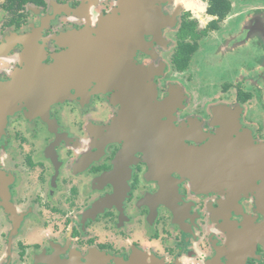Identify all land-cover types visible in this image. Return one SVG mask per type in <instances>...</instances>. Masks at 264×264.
Wrapping results in <instances>:
<instances>
[{
  "label": "flooded vegetation",
  "instance_id": "af4514ba",
  "mask_svg": "<svg viewBox=\"0 0 264 264\" xmlns=\"http://www.w3.org/2000/svg\"><path fill=\"white\" fill-rule=\"evenodd\" d=\"M138 1L0 0V264H264V0H141L140 14ZM130 36L167 149L122 124V90L83 62ZM198 51L192 74L220 89L178 80ZM59 64V91L26 92ZM221 139L229 152L211 146L198 181L197 156Z\"/></svg>",
  "mask_w": 264,
  "mask_h": 264
},
{
  "label": "water",
  "instance_id": "95a60500",
  "mask_svg": "<svg viewBox=\"0 0 264 264\" xmlns=\"http://www.w3.org/2000/svg\"><path fill=\"white\" fill-rule=\"evenodd\" d=\"M134 6L139 7V9L137 8V12L140 14V6H142V1L139 0L138 3H136ZM135 9L136 8H133L131 12H128L130 14H126L125 18L123 19V30H130L134 26L133 23H135L136 20L131 18V14L136 11ZM139 27H141V23ZM122 36L127 37L129 35ZM131 37L132 36L129 37V39L127 40V45L123 47L121 52L113 53L108 57H104L100 50H98L100 44H93L90 47V57L84 58L83 62L88 63L89 61V67H87V70L97 80H99L101 84L104 80V85H106L105 83H109L111 87L119 88L120 90H122V93L119 95L122 101L123 109L126 112L123 115L122 124L125 125L127 123V120L129 124L137 126V133L144 132V134L146 135L144 140H147L148 138L150 145L147 144V146L150 147L153 152H155V150L157 149V143L160 141H163L165 143V146L163 148L167 149V142H172V139L168 136L169 133L168 131L166 132L165 127L159 122L158 111H160V109L163 107L157 105L152 106L147 92H144L140 89L143 84L141 83L140 78H146L148 77V74L145 70L139 69L137 71L136 67L131 64ZM64 60L66 61L67 59ZM60 62H62V60ZM39 70L40 72L38 74V83H33L31 85V88L26 90V92L36 94L35 99L38 97L39 92L43 94V96H41L44 97L48 96L52 92H56L57 90L59 91L62 86H64V84L60 83L61 79L63 77H68V74L64 75L62 74V72L59 73L60 71L64 70L61 64L56 66L51 65L47 68ZM137 78H139L140 83ZM136 87H138L139 91L135 90ZM11 90H9L7 94L5 90V93L3 94L5 107L7 106L6 103H8L9 101V96H11L9 94ZM9 106L10 103L7 108H9ZM127 112H130V114H128ZM131 112L133 113L132 115ZM130 116L133 117L129 119ZM135 119H137V122H134ZM149 129L152 130L147 131ZM211 146L214 147V150L216 149V147H218L220 153L218 154V156H226L227 152H229L230 147L228 142H226V139H223V141L221 139L217 142L214 141V143L210 145V149L206 150L207 152L197 156L195 164V166L197 167V171L194 170L193 172L196 175L198 181H208L209 184L211 182V179L208 180V176L206 175V173H212V168L214 167V164L211 161L213 155V153H211ZM180 156L181 155L177 156V158H179ZM202 156H205L206 158H202ZM219 168L220 172L223 170L226 171L227 164L220 161ZM243 171L246 172V170L244 169ZM243 171L242 173H244ZM254 172L259 173L260 169L256 167L254 169Z\"/></svg>",
  "mask_w": 264,
  "mask_h": 264
},
{
  "label": "rangeland",
  "instance_id": "374dc122",
  "mask_svg": "<svg viewBox=\"0 0 264 264\" xmlns=\"http://www.w3.org/2000/svg\"><path fill=\"white\" fill-rule=\"evenodd\" d=\"M193 4L195 3V5L197 4V1L196 0H190ZM235 28H237V26H235ZM249 30V29H248ZM249 34V31H242L241 32V35H239V39L242 38V39H245L247 38ZM250 40H254L253 38H251ZM241 41V40H240ZM259 43V42H258ZM254 41H250L247 45H246V49H244L243 47H239V50L240 52L244 53L245 50L248 51V52H252L254 50ZM255 55V54H254ZM202 59L203 56H202ZM242 61V60H241ZM199 63H201V54L200 52L198 51V53L192 57V60L190 61V64L188 66V68L186 69V71L184 72L183 75H181L178 80L182 83L184 80H189V79H192L194 78L195 76H198L201 80H202V84H203V90L204 91H212L214 88H212V85L217 89H220L222 87V83L221 82H215V85H214V80L213 78H208V77H205V75H201V74H192V71L194 68L200 66L198 65ZM254 62L252 61L251 58H249V56H247V62H241V67H246V65L248 66V72L250 73V71H252L251 68H249L250 65H252ZM143 70V69H142ZM147 71V69L145 70ZM148 74V72H147ZM201 75V76H200ZM217 79V78H216ZM195 80V79H194ZM217 89V90H218Z\"/></svg>",
  "mask_w": 264,
  "mask_h": 264
},
{
  "label": "trees",
  "instance_id": "16d2710c",
  "mask_svg": "<svg viewBox=\"0 0 264 264\" xmlns=\"http://www.w3.org/2000/svg\"><path fill=\"white\" fill-rule=\"evenodd\" d=\"M217 10V8L215 9L214 6L212 5L209 9L210 13H213ZM191 53H186L184 54L178 61H177V65L180 66V63H183L185 66L187 65V62L189 60Z\"/></svg>",
  "mask_w": 264,
  "mask_h": 264
}]
</instances>
